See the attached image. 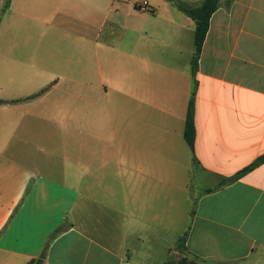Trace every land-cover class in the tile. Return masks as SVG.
Here are the masks:
<instances>
[{"label":"crops","instance_id":"0c3cea01","mask_svg":"<svg viewBox=\"0 0 264 264\" xmlns=\"http://www.w3.org/2000/svg\"><path fill=\"white\" fill-rule=\"evenodd\" d=\"M194 53L168 0H0V264H167L188 202V254L264 264V162L230 181L264 156V0Z\"/></svg>","mask_w":264,"mask_h":264},{"label":"trees","instance_id":"16d2710c","mask_svg":"<svg viewBox=\"0 0 264 264\" xmlns=\"http://www.w3.org/2000/svg\"><path fill=\"white\" fill-rule=\"evenodd\" d=\"M168 1L174 7H176L177 9L188 15L195 22V53L191 61L192 74L193 76H195L198 69V61L202 52V47L209 30L210 20L212 15L219 8L220 0H204L199 5H192L181 0H168ZM194 98H195V93L194 95H192L189 102L185 131H184L185 140L192 151L194 150V143L196 136L195 125H194V114H195ZM263 162H264V156L260 157L249 167L245 168L244 170L236 174L230 181L241 178L242 176L249 173ZM185 243H186V237H181L178 240V249L181 252L186 251ZM167 264H171V263H167ZM178 264H193V263H188L187 257L184 256L180 259Z\"/></svg>","mask_w":264,"mask_h":264},{"label":"rangeland","instance_id":"374dc122","mask_svg":"<svg viewBox=\"0 0 264 264\" xmlns=\"http://www.w3.org/2000/svg\"><path fill=\"white\" fill-rule=\"evenodd\" d=\"M197 196V195H196ZM194 206V202H188V216L186 217V221H184L183 225H180V238L181 237H186L188 234V229H189V224H190V220H191V211L190 207ZM179 238V239H180ZM178 239V240H179ZM174 252H172L171 254H168L167 256V263H171V264H178L180 259L184 256L187 257L188 259V263H193V264H206L205 261L198 259L190 254H188L186 251H180L178 249V243H176L175 247H173ZM163 253V251H162Z\"/></svg>","mask_w":264,"mask_h":264},{"label":"built area","instance_id":"2783aa9c","mask_svg":"<svg viewBox=\"0 0 264 264\" xmlns=\"http://www.w3.org/2000/svg\"><path fill=\"white\" fill-rule=\"evenodd\" d=\"M139 8H140L141 10H149V9H150L147 1H143V2L140 4Z\"/></svg>","mask_w":264,"mask_h":264},{"label":"water","instance_id":"95a60500","mask_svg":"<svg viewBox=\"0 0 264 264\" xmlns=\"http://www.w3.org/2000/svg\"><path fill=\"white\" fill-rule=\"evenodd\" d=\"M5 101L0 100V103H4Z\"/></svg>","mask_w":264,"mask_h":264}]
</instances>
